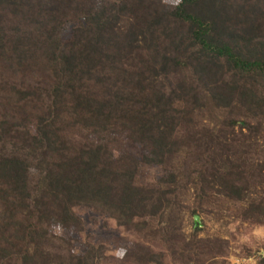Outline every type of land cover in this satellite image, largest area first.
Returning a JSON list of instances; mask_svg holds the SVG:
<instances>
[{"label": "trees", "instance_id": "16d2710c", "mask_svg": "<svg viewBox=\"0 0 264 264\" xmlns=\"http://www.w3.org/2000/svg\"><path fill=\"white\" fill-rule=\"evenodd\" d=\"M257 227L264 0H0V264H264Z\"/></svg>", "mask_w": 264, "mask_h": 264}, {"label": "rangeland", "instance_id": "374dc122", "mask_svg": "<svg viewBox=\"0 0 264 264\" xmlns=\"http://www.w3.org/2000/svg\"><path fill=\"white\" fill-rule=\"evenodd\" d=\"M106 1L116 2V3L118 2V0H106ZM164 1L173 3V2H176L177 0H164ZM80 212L82 213L83 211L80 210ZM82 216L84 219H86V222H87L84 233L81 234L75 230L70 231L71 232L70 234L76 237L77 239L76 245L78 248L82 247L81 245L84 241V235L88 234L92 237L93 240H96V241L105 240L112 253H115L117 255L122 254L123 251L122 249L118 248V244H117L118 243L117 237L119 235V232L116 231V229L114 228L111 222H109L108 225L104 227L100 223L96 222L95 220L89 219V216L86 212H83ZM197 217L198 219L195 220V222H198L201 226H203L200 217L199 216ZM236 235L239 240H251L252 239L253 241H255V243H253V247L255 248L259 246V244L256 245V243H260L259 242L260 238L264 237V227L254 228L251 232L242 231ZM225 237L227 238L228 236H225ZM230 242H233L234 244L237 243V241L232 240V238L230 239ZM228 260L230 264H245L246 262L252 261V256L246 257L244 255L239 256L234 253H230V255L228 256ZM126 264H132V263H126Z\"/></svg>", "mask_w": 264, "mask_h": 264}, {"label": "water", "instance_id": "95a60500", "mask_svg": "<svg viewBox=\"0 0 264 264\" xmlns=\"http://www.w3.org/2000/svg\"><path fill=\"white\" fill-rule=\"evenodd\" d=\"M198 219V217L197 216H195V220H197Z\"/></svg>", "mask_w": 264, "mask_h": 264}]
</instances>
